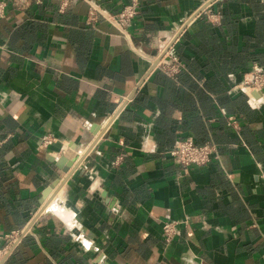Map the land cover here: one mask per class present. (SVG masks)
Returning <instances> with one entry per match:
<instances>
[{
    "label": "crops",
    "instance_id": "crops-1",
    "mask_svg": "<svg viewBox=\"0 0 264 264\" xmlns=\"http://www.w3.org/2000/svg\"><path fill=\"white\" fill-rule=\"evenodd\" d=\"M7 1L0 232H27L5 264H264V89H242L264 0H141L129 37L90 19L126 0ZM185 138L218 156L185 171Z\"/></svg>",
    "mask_w": 264,
    "mask_h": 264
},
{
    "label": "built area",
    "instance_id": "built-area-1",
    "mask_svg": "<svg viewBox=\"0 0 264 264\" xmlns=\"http://www.w3.org/2000/svg\"><path fill=\"white\" fill-rule=\"evenodd\" d=\"M140 1L141 0H126V3L122 9L116 13L104 14L98 7L97 4H91L90 19L94 20L99 15L109 20L114 26H116L119 31L126 37H129V28L132 25L133 20L140 12ZM8 1L0 0V18H2L7 10ZM157 64H160L166 68V71L170 74H175L180 71L181 63L177 58H171L167 62L159 60ZM242 89L244 92L261 91L264 89V68L255 65L252 69L245 75ZM230 121L234 126H237V121L235 118L231 117ZM103 137L100 134L97 140L86 146L82 152L87 149L90 150L95 147L97 142ZM54 137L50 135H45L41 138V147H46L54 141ZM2 141L0 140V146ZM218 145L215 143H205L196 144L191 138H185L178 140L169 153L174 158L177 164H180L185 171H188L192 167L205 166L210 163L215 157L218 156ZM179 222L173 220H167L163 223L162 232L163 238L166 243L173 242L181 233L179 228ZM18 232L1 233L0 232V264H5L8 256L11 254L15 248L19 236L25 234Z\"/></svg>",
    "mask_w": 264,
    "mask_h": 264
},
{
    "label": "bare ground",
    "instance_id": "bare-ground-1",
    "mask_svg": "<svg viewBox=\"0 0 264 264\" xmlns=\"http://www.w3.org/2000/svg\"><path fill=\"white\" fill-rule=\"evenodd\" d=\"M56 210V209H55ZM56 212L58 213V214H60L61 216H63L65 213H63L62 212V210H60V209H58V210H56Z\"/></svg>",
    "mask_w": 264,
    "mask_h": 264
}]
</instances>
